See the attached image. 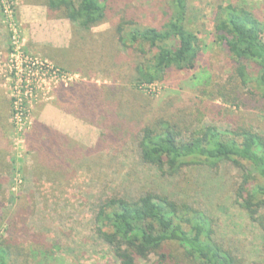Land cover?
<instances>
[{
	"label": "rangeland",
	"instance_id": "374dc122",
	"mask_svg": "<svg viewBox=\"0 0 264 264\" xmlns=\"http://www.w3.org/2000/svg\"><path fill=\"white\" fill-rule=\"evenodd\" d=\"M124 1L151 24L160 18L163 0L119 4ZM190 3L188 26L199 40L196 69L186 76L172 74L162 85L140 89L139 94L130 88L138 57L115 43L114 14L80 33L70 22L48 14L43 0H0V243L30 250L42 264H116L110 248L94 233L96 210L108 199L155 192L201 211L211 222V238L235 264H264V207L252 223L236 200L248 171L244 163L190 166L168 178L139 159L134 136L142 118L157 116L188 136L210 125L226 134L243 127L264 137V97L241 86L240 100L223 99L210 88L237 93L233 87L239 85L231 81L235 61L215 43L216 8L226 3L246 6L264 17V0ZM78 59L82 74L73 70L72 62ZM245 67L255 74L253 64ZM77 82L104 91L114 87L122 103L112 107L103 102L99 120L83 114L74 118L57 107L56 92ZM121 121L132 123L133 130L118 137ZM51 132L82 148L78 159L67 165L74 171L68 186L32 176ZM162 248L176 263L196 264L177 245Z\"/></svg>",
	"mask_w": 264,
	"mask_h": 264
},
{
	"label": "trees",
	"instance_id": "16d2710c",
	"mask_svg": "<svg viewBox=\"0 0 264 264\" xmlns=\"http://www.w3.org/2000/svg\"><path fill=\"white\" fill-rule=\"evenodd\" d=\"M119 1L43 0V6L48 14L67 20L80 33L102 24L109 12L114 14L115 43L138 57L130 84L134 93L162 85L172 74L186 76L196 69L199 40L188 26L190 0H163L160 18L152 19L155 24L135 11L130 1L120 4ZM213 28L215 43L235 61L231 81L234 78L239 82L233 87L237 93L212 85L216 97L240 100L241 86L252 87L264 97V17L246 6L221 4L215 11ZM72 64L75 68L71 64L69 68L82 74L80 59ZM246 64L254 65V75L248 74ZM121 99L123 96L114 87L104 91L87 82L61 85L56 92L57 107L77 119L83 114L99 120L105 112L103 102L113 107L121 104ZM200 103L205 105V101ZM142 120L134 136L140 162L154 167L161 176L175 177L190 166L214 168L225 162L244 163L248 171L237 189L236 200L248 219L257 222L256 215L264 207L263 136L243 127L226 134L210 125L188 136L157 116ZM119 123L122 131H116L118 137L128 128L130 132L133 130L132 123ZM47 143L37 154L32 176L56 179L68 186L74 171H68L67 165L78 159L82 148L54 132ZM93 222L96 237L110 248L116 264H179L162 248L169 244L182 248L185 257L196 264H235L233 257L211 238L210 220L201 211L166 194L145 192L134 198L108 199L96 210ZM0 264H42V261L32 251L3 241Z\"/></svg>",
	"mask_w": 264,
	"mask_h": 264
},
{
	"label": "crops",
	"instance_id": "0c3cea01",
	"mask_svg": "<svg viewBox=\"0 0 264 264\" xmlns=\"http://www.w3.org/2000/svg\"><path fill=\"white\" fill-rule=\"evenodd\" d=\"M52 21H54V20H52ZM65 21H67V20H65ZM68 22V21H67ZM69 23V22H68ZM62 28H63V30L65 31V29H64V25L62 26ZM62 43H64L63 41H62ZM63 46V45H62ZM61 46V47H62ZM60 48V47H59ZM59 48H57V50L59 49ZM53 51H55V49H52ZM60 51V50H59ZM58 52V51H57Z\"/></svg>",
	"mask_w": 264,
	"mask_h": 264
}]
</instances>
